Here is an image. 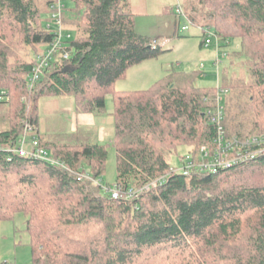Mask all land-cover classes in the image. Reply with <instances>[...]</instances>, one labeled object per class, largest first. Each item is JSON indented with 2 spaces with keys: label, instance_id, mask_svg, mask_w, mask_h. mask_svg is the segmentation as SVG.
<instances>
[{
  "label": "trees",
  "instance_id": "1",
  "mask_svg": "<svg viewBox=\"0 0 264 264\" xmlns=\"http://www.w3.org/2000/svg\"><path fill=\"white\" fill-rule=\"evenodd\" d=\"M38 1L0 0V91L9 96L0 102V223L24 216L31 264H264V154L215 173L172 172L179 147H192L194 160L201 147L214 149L207 112L217 89L172 70L148 89L117 90L128 69L163 48L136 32L130 0H71L72 17L63 20L75 32L69 58L57 55L29 90L31 55L53 38ZM182 9L221 49L239 43L232 54L247 76L223 78L226 136L264 133V0H184ZM204 38L201 31V45ZM65 96L77 113L96 116L110 97L112 187L139 192L164 179L129 200L111 198L102 180L107 144L92 143L84 128L38 132L40 99ZM23 122L37 127L33 136L60 165L11 152ZM83 171L99 184L79 180Z\"/></svg>",
  "mask_w": 264,
  "mask_h": 264
},
{
  "label": "rangeland",
  "instance_id": "2",
  "mask_svg": "<svg viewBox=\"0 0 264 264\" xmlns=\"http://www.w3.org/2000/svg\"><path fill=\"white\" fill-rule=\"evenodd\" d=\"M48 0H39L41 7ZM134 10L140 12V3L147 1V15L137 16L136 32L151 38V40L167 41L163 52L157 58L148 59L128 69L125 77L116 83L115 88L119 91H140L150 88L155 82L164 79L172 70L191 72L196 75L195 84L200 87L216 88L217 94L222 98L221 90L223 78H244L247 76L246 68L241 59L233 56L232 52L239 50V43H233L218 52L219 61L216 69V48L214 44L200 45L201 31L192 26L185 18L179 19V27L186 26V31L175 33V21L178 5L183 7L184 0H130ZM65 10L73 8L71 0H61ZM140 2V3H139ZM151 2V3H150ZM43 5V6H42ZM143 5V4H142ZM145 9V8H144ZM44 11V10H43ZM42 24L48 20L45 13L41 15ZM67 30V29H66ZM71 40L74 38V29L68 27ZM225 54V55H223ZM230 54V58L228 55ZM34 54L31 55L33 59ZM231 61V62H230ZM230 62V64H229ZM73 98L43 97L39 101V127L40 131L53 129L55 133H68L71 125L67 121L70 113L60 112V107H72ZM225 107V106H224ZM111 99H106L104 113L93 115L94 122L91 129V142L107 144L108 155L103 176L105 187H112L116 177L115 152L111 146L114 134V119L110 115ZM69 119V118H68ZM37 127H35V130ZM54 132H51L54 134ZM192 147L182 146L177 153L172 155L171 162L176 168L183 166V160L190 156ZM24 216L17 214L10 221L0 223V260L5 264H31V251L28 246V235L24 231Z\"/></svg>",
  "mask_w": 264,
  "mask_h": 264
},
{
  "label": "built area",
  "instance_id": "3",
  "mask_svg": "<svg viewBox=\"0 0 264 264\" xmlns=\"http://www.w3.org/2000/svg\"><path fill=\"white\" fill-rule=\"evenodd\" d=\"M49 17L45 23L46 30L53 34L51 42L40 52L35 53L33 56V67L31 73L27 78V87L31 90L34 85L39 82L43 73L56 61L57 55H61L63 59L69 58V52L64 48L71 40L70 33L65 29L64 24V13L65 8L61 0H55L48 6ZM178 20L183 17L188 21L181 6L177 8ZM189 22V21H188ZM190 23V22H189ZM191 24V23H190ZM180 31H186L187 27L182 26L179 28ZM205 33L204 46L214 44L216 48V60L215 66L218 67L219 55L218 52L221 50L219 47V38L208 28L201 30ZM167 41L153 40L150 44L152 49L164 48L167 45ZM225 55V54H223ZM223 94H226V90L221 89ZM9 96L6 91H0V102L8 101ZM222 98L219 94L216 96V105L213 109L208 110L207 114L210 117V122L216 126L217 136L214 140V149L211 151L206 147H201L200 157L197 160L186 157L182 162L181 168H174L172 172H180L182 175L188 176L193 171L215 173L217 170L228 169L234 165L242 164L264 154V133L259 135H253L248 138H228L226 136L224 128V107L221 105ZM35 127L27 122H23V130L20 135L16 147L11 152L16 153L20 157H30L34 159H40L49 162L53 165H60L58 161L51 157L46 149H44L36 136H33ZM79 180H88L93 185H98L99 180L92 178L88 171H83L78 175ZM164 177L153 182L151 185L158 183L163 180ZM150 185V186H151ZM150 186H146L143 190L147 191ZM103 190L108 192L113 199H124L129 200L136 196L139 192H121L115 187H103Z\"/></svg>",
  "mask_w": 264,
  "mask_h": 264
},
{
  "label": "crops",
  "instance_id": "4",
  "mask_svg": "<svg viewBox=\"0 0 264 264\" xmlns=\"http://www.w3.org/2000/svg\"><path fill=\"white\" fill-rule=\"evenodd\" d=\"M52 1H55V0H48L47 2H52ZM46 2V3H47ZM140 3V2H139ZM151 3V2H150ZM143 4V5H142ZM140 5L142 6V7H140V8H142L141 10H140V12H137V11H135L134 10V6L132 5V3H131V1H130V6H131V10H132V12L135 14V26H136V24H137V16H144V15H147V5H149L148 3H147V1H143L142 3H140ZM43 6V5H42ZM43 8V10H44V13H45V15H46V17H47V15L49 14V11H48V8L46 7V5L45 6H43L42 7ZM145 8V9H144ZM66 12H65V16H68L69 17V19L72 17V14L69 12H67V10H65ZM69 26H71V25H69V24H65V29H67V32L68 33H70L69 32V30H68V27ZM71 28H72V26H71ZM180 27H179V20H178V18L176 17V21H175V33H174V36H178V33L180 32V29H179ZM138 33V32H137ZM138 34H140V33H138ZM140 35H143V34H140ZM200 39H201V34H200ZM200 45H201V42H200ZM225 49V48H224ZM228 57L230 58V55H228ZM231 62V61H230ZM230 62H229V64H230ZM109 99H110V97H109ZM60 112L61 113H63V112H66V113H70L69 114V119L67 118V121L70 123V125H71V131L70 132H68L67 134H71V133H74L78 128H84V129H86V130H90L91 131V129L93 128L92 127V125H93V122H94V118H93V115L94 114H82V113H77L76 111H75V104H74V102H73V105H72V107H64L63 105H61V107H60ZM57 131H59L58 133H62V132H60V130L58 129ZM38 132H39V134L40 135H42V136H44V137H49V135H52L53 133H51V132H54V130L53 129H48V131L47 130H44V132H42V131H40V127H39V125H38ZM92 132V131H91ZM65 133V132H64ZM54 134H57V133H55L54 132Z\"/></svg>",
  "mask_w": 264,
  "mask_h": 264
},
{
  "label": "water",
  "instance_id": "5",
  "mask_svg": "<svg viewBox=\"0 0 264 264\" xmlns=\"http://www.w3.org/2000/svg\"><path fill=\"white\" fill-rule=\"evenodd\" d=\"M71 69H70V67H66V68H64L63 70H62V72H68V71H70Z\"/></svg>",
  "mask_w": 264,
  "mask_h": 264
}]
</instances>
